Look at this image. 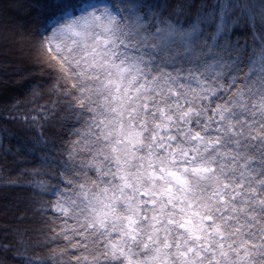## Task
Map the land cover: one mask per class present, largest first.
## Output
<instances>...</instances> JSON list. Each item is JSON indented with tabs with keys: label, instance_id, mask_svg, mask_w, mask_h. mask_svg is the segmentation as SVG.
<instances>
[{
	"label": "snow or ice",
	"instance_id": "snow-or-ice-1",
	"mask_svg": "<svg viewBox=\"0 0 264 264\" xmlns=\"http://www.w3.org/2000/svg\"><path fill=\"white\" fill-rule=\"evenodd\" d=\"M26 14L55 99L17 150L47 197L20 264H264V0H32Z\"/></svg>",
	"mask_w": 264,
	"mask_h": 264
},
{
	"label": "trees",
	"instance_id": "trees-1",
	"mask_svg": "<svg viewBox=\"0 0 264 264\" xmlns=\"http://www.w3.org/2000/svg\"><path fill=\"white\" fill-rule=\"evenodd\" d=\"M31 3L32 0H0V6L7 8L0 10V264H20L17 249L23 250L25 245H35L41 239L42 225L34 209L37 201L47 198L26 186L32 179L27 171L39 164L20 163L32 157L17 154L22 143L31 146L38 139L41 129L34 126L31 117L37 115L40 105L55 99L54 94L49 95L54 83L47 70L49 56L33 38L31 17L26 14ZM16 44L20 50L14 48ZM33 85L40 86L36 98L31 95ZM51 124L49 120L47 125ZM55 130L50 126L42 129L46 135ZM2 245H8V250ZM46 251L29 247L33 255Z\"/></svg>",
	"mask_w": 264,
	"mask_h": 264
},
{
	"label": "rangeland",
	"instance_id": "rangeland-1",
	"mask_svg": "<svg viewBox=\"0 0 264 264\" xmlns=\"http://www.w3.org/2000/svg\"><path fill=\"white\" fill-rule=\"evenodd\" d=\"M14 48H15V49H18V48H17V44L14 46ZM18 50H20V48H19Z\"/></svg>",
	"mask_w": 264,
	"mask_h": 264
}]
</instances>
